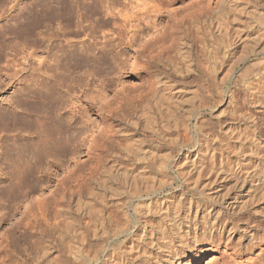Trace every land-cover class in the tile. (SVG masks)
Instances as JSON below:
<instances>
[{
  "label": "rangeland",
  "instance_id": "obj_1",
  "mask_svg": "<svg viewBox=\"0 0 264 264\" xmlns=\"http://www.w3.org/2000/svg\"><path fill=\"white\" fill-rule=\"evenodd\" d=\"M5 1L6 16L0 20L6 32L0 33V235L15 245L19 234L11 228L35 215L38 235L52 240L63 264H82L68 259L66 245L101 259L115 250L116 259L121 256L126 264H148L145 254L133 257L134 251H128L132 231L139 219L157 227L159 215L135 216L134 208L147 197V184L157 187L163 177L169 184L152 198L191 194L175 165L194 148L170 142L191 136L184 138L186 119L192 116L191 128L198 119L213 122L212 113H217L243 132L250 123L242 115L253 113L259 118L255 130L264 135V108L250 105L244 90V81L264 71V0H213L211 11L203 8L207 0ZM172 32L177 33L174 41ZM254 33L262 36L255 37L254 52L241 59L242 39L249 35L251 41ZM234 46L223 61L225 48ZM144 50L156 57L150 74L158 71L173 84L162 97L151 99L149 108L140 109L129 95L145 84ZM215 60L220 70L233 71L225 84L210 72ZM229 60L238 62L230 66ZM256 90L262 105L264 78ZM230 91L237 105L229 102ZM116 106L121 122L112 123L119 128L108 138L96 126L102 127L104 114L116 113ZM92 152L103 160L93 172ZM163 154L169 155V167L161 171L157 162ZM70 160L77 162L69 165ZM21 161L29 164L24 178L15 167ZM248 188L247 183L241 194L230 193L228 201ZM239 215L241 221L229 213L227 218L264 233V213L243 210ZM56 227L60 239H52ZM93 230L99 239L92 238ZM144 243L138 246L142 253L149 248ZM259 253L264 255V249ZM175 263L220 264L221 259L212 250Z\"/></svg>",
  "mask_w": 264,
  "mask_h": 264
},
{
  "label": "bare ground",
  "instance_id": "obj_2",
  "mask_svg": "<svg viewBox=\"0 0 264 264\" xmlns=\"http://www.w3.org/2000/svg\"><path fill=\"white\" fill-rule=\"evenodd\" d=\"M5 2V0H0V20L2 21L6 16L4 7ZM206 2L203 8L207 11H211L213 9L211 4L214 1L207 0ZM198 11L200 15L201 11L199 8ZM174 29L176 30V28ZM0 33H6L3 23L0 24ZM175 34L177 33H171L172 40L173 37L176 36ZM256 36L255 34L252 39L250 37L251 41H248L249 35H246L243 39L241 38V59L244 58L246 54L254 52L255 45L258 44L256 41L258 38H261L262 35L260 37L257 36L258 38H255ZM234 42L231 43L236 45ZM230 48L231 47L228 49L225 48L223 61L231 56V50L235 49V46ZM144 53L143 70L147 73V76L145 75V84L132 95H129L134 104V108L140 109L149 108L151 99L158 95L162 97L164 91H167V89L169 90V87L173 84L170 83L168 79L163 80L164 78L157 70H153L154 72L157 71L155 74L152 72L150 74L149 69L151 66L153 67L151 62L154 61L156 57L154 58V55L147 50H144ZM158 53L157 55H159ZM237 62L234 63V60H231L229 63L230 66H234ZM210 72L214 73L216 76H221L219 80L220 84H225L233 73L231 67L223 71L220 70L217 66V60L211 63ZM245 72H247V70H245ZM263 78L264 71H261L252 81L251 79L248 82L244 81V90L248 98L247 101L256 108H264V103L261 105L255 95L257 84ZM228 99L230 103H237V101L234 100L235 98L232 91L229 92ZM119 100V98H116L118 103ZM209 107L212 108V106ZM114 110L106 111L103 117L102 127L96 126V131H105L108 133V138L112 137L115 131L117 133L116 128H119V124L115 126L112 123L115 120L121 122L119 108L116 106V113H114ZM212 115H214L215 118L213 122H211L212 119H210L211 123H208L209 121L207 122V120L205 121L206 123L202 121L207 124L204 125L198 119L191 127L192 131L190 128V119L192 116H189L184 124V138L187 134H191V136L183 139L181 142H178L177 139H172L173 141H170L171 143L174 142L175 145L180 143L179 145L182 147L194 148V153L188 151L181 157L182 161L176 162V165L173 163L178 175L182 178L181 184L186 189L190 190L191 194L186 196L183 192L180 194L179 191V195H176L178 196L177 198L172 194L171 199L169 196H165V198H152V195L155 196L159 194L169 182L163 177L161 180H157L159 182L156 183L159 184L157 187L155 184L149 183L148 185L146 183L147 186L143 190L146 192L147 197L141 198L139 203L135 206L136 208H134V211L137 213L135 216L144 214L148 217L154 213H158L159 222L158 225L156 224L157 227L151 224V226L148 227L145 219L142 223H140V219L138 220L139 225L138 223L136 224L138 226L132 231L133 238H131L135 243L131 242V247L128 245V247L131 248L128 251H134V254H136L133 255V257L141 253V255L145 254V259L149 262L148 264H176L175 262H179L180 259H185V256L196 257L208 251L215 250L220 255V264H262L261 261L263 262L264 255L259 252L264 249V233L249 224L239 223V221H241L239 214H241L243 210L246 212L252 210L253 213L261 215L264 213V135L258 134L255 130L259 118L253 113L242 115L244 120L250 123V126L243 129L242 132L237 131L232 124L230 125V123L222 121L219 114L212 113ZM214 127L217 130H215ZM119 131H122V129ZM193 131L196 132L195 144ZM120 133L123 134L124 132ZM160 134L161 132L158 134L159 137ZM161 136L163 138L162 134ZM95 138L96 136L91 138L92 142H94ZM165 138L167 137L165 136ZM90 146L91 145H88L87 149H89ZM155 147L153 146L152 149ZM156 150H159V148ZM142 151H145V149ZM152 153L155 152L153 151ZM152 153L150 156H154ZM92 154L93 160L90 170L93 172L102 167L103 160L99 154L93 152ZM168 158L169 155L167 154L160 155L157 168L161 171L166 170L167 167H169ZM19 160H21V158ZM76 162V160H70L69 165L70 163L74 165ZM15 167L18 168V177L21 178L20 176L25 170L27 171L29 164L27 161H21L16 163ZM24 177L22 175V178ZM247 183L249 184V188L244 195L234 197L232 202L228 201L230 193L239 192L236 194H241L240 191L243 190ZM67 190L69 192L70 190L72 191L70 188H67ZM143 190L141 192H143ZM135 192L139 193V191H134V193ZM173 197L176 199H173ZM228 213L236 216L238 215L240 220L237 222L240 225H236L235 221L231 222L227 218ZM30 216L31 217H28L22 226L11 228L10 231L14 230L13 232H18L19 234L17 237L15 236L16 238L14 237L15 245L11 243L13 241L10 240V242L7 238H3V235H0V264H26L27 260L35 261L39 264H43V262H47V264H63L61 259L54 255L57 250L52 240L44 239L41 237L42 235H38L40 228L36 222L35 215ZM54 230L55 233L52 239H60L62 237V231L58 229V227ZM91 232L93 239H99L101 237L95 230ZM103 233L104 231H102V234ZM107 238H109V236ZM244 240H246V245L244 244ZM84 242L85 240L81 243ZM142 243L146 245L145 247H149L145 250V253L140 252V248L138 247ZM66 247L67 249L65 251L67 252L68 259L74 262L89 264L92 263V261L99 260L98 264L127 263H125L121 256L116 259L115 250L107 251L101 259L96 253L93 255V253L91 254L89 252L90 255H85L83 247L82 249L79 246L76 250L72 249L73 247L69 245H66ZM256 250L258 251L257 253ZM85 253L88 252L86 251Z\"/></svg>",
  "mask_w": 264,
  "mask_h": 264
}]
</instances>
